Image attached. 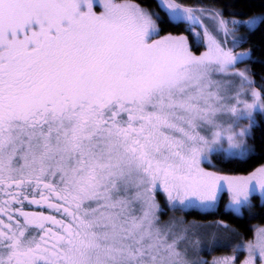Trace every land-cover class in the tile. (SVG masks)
<instances>
[{
	"label": "snow or ice",
	"instance_id": "snow-or-ice-1",
	"mask_svg": "<svg viewBox=\"0 0 264 264\" xmlns=\"http://www.w3.org/2000/svg\"><path fill=\"white\" fill-rule=\"evenodd\" d=\"M158 7L190 33L207 16L223 41L203 27L196 55L183 34L154 39L163 18L133 0H0V264H207L191 258L189 227L161 220L157 195L211 206L224 182L238 211L264 194V165L201 166L214 152L247 158L264 113V92L235 70L245 53L223 46L241 22ZM241 247V264H264V227Z\"/></svg>",
	"mask_w": 264,
	"mask_h": 264
},
{
	"label": "trees",
	"instance_id": "trees-1",
	"mask_svg": "<svg viewBox=\"0 0 264 264\" xmlns=\"http://www.w3.org/2000/svg\"><path fill=\"white\" fill-rule=\"evenodd\" d=\"M148 9L151 13H159L163 20L155 18L159 35L166 33H184L188 37L189 45L194 52H200L202 43H194L190 32L186 31V22L169 23L166 11L158 7L157 0H133ZM177 3L190 6H215L226 16L248 17L259 14L257 21L249 28H245L238 46L247 47L249 53L242 62L247 63V69L253 83L264 89V0H176ZM251 138L247 140L251 154L247 158L231 157L221 153H213L211 159L216 163L220 172H245L264 161V113L257 111ZM220 200L216 206L208 209L189 208L179 214L185 220L193 219L199 222H221L223 242H237L249 238L256 224L264 223V198L259 200L258 194L250 195V203L243 206L241 213H236L223 206ZM161 217L164 218L163 214ZM219 227V226H218ZM224 227V229H223ZM225 230V231H224ZM224 231V232H223ZM204 248V247H203Z\"/></svg>",
	"mask_w": 264,
	"mask_h": 264
},
{
	"label": "rangeland",
	"instance_id": "rangeland-1",
	"mask_svg": "<svg viewBox=\"0 0 264 264\" xmlns=\"http://www.w3.org/2000/svg\"><path fill=\"white\" fill-rule=\"evenodd\" d=\"M184 6H190V5H184ZM141 7L144 8L145 10L149 11L145 7H143V6H141ZM194 7H202V8L208 9L209 10V14H211L212 12H218V13H220V15L225 20H228V21L236 20V21H240L241 22V23L236 24V25H232L231 23L228 25V27L230 29V32H229V35L227 37V42L224 43L223 46L225 48H232L234 53H245V55H243L240 58L241 62L236 64L235 70H247V75H248L249 79L251 80V76H250V74L248 72V69H247V63L246 62H242V60L247 57V55L249 53V50L245 46L244 47H239L237 45L236 47H233L232 40H233V38H235V39H237L240 42L241 38L243 37L244 31H245V29L243 27L249 28L252 25H254V23L257 21V19L259 17V14H254V15H251V16H248V17L226 16V15L222 14L220 12V9L215 7V6H207V7H205V6H194ZM95 10L99 11L100 9L96 8ZM153 19L155 20L154 17H153ZM202 19H203V26H201V27H195L194 26L193 27V31L191 32V35L193 37V41H194L195 44L200 42L198 37L195 35V33H199V36L203 37V27H207L209 29V31L212 32L213 35H217L216 32L214 31V27H215L214 21L209 19V18H207V16L202 17ZM244 21H247L248 23H243ZM186 23H187V25H186V27H187L189 22H186ZM168 34H172V35H181V34H183V35H185L184 33H177V34H175V33H166L164 35L162 34V35L156 36V37H154V39H159L160 37L168 35ZM217 39H220V40L223 41L224 37H223V33L222 32L219 35H217ZM205 50H206V40L202 43V47L200 49V52H194V51L193 52H194V54L199 55L201 52H203ZM229 79L234 80L235 83L237 85H239V78L230 77ZM245 88H249V86L245 85ZM250 89H256V90H260V91L264 92V89L262 87L259 88L254 83H252L250 85ZM245 98L249 99V101L251 99L250 95L248 97H245ZM257 111H259V110H257ZM255 119H256V116L254 114V122H255ZM248 123H249V121L247 119H243V120H241L239 122V127H247ZM224 147L227 148V143L226 142L224 144ZM221 154L226 155V154H224L222 152H221ZM208 159L209 160L211 159V154L209 155ZM213 165H214L215 169H217V165H216V163L213 160H211L210 162H207V164H206V166H208V168H211V169H214ZM262 165H264V161L261 162L260 164L256 165L252 169H250L248 171H245V172H233V173H230V172H220L219 170H217L216 173H218L219 175H224V176H247L249 173H251L256 168H258V167H260ZM253 193L258 194L259 200H262L264 198V194H262L259 189H257ZM216 205H217V203H215V202L212 203L211 206H201V205L197 204L198 208H200V209H208V208H212V207H214ZM245 205H243V206H245ZM223 206L225 208L231 209L232 211H234L236 213H241L242 208H243V206H241L238 211L236 210V206L232 203V194H230V196L227 197L226 200H224ZM163 216H164V218L161 217V220L162 221H169V220L174 221L176 226H177V230H179L182 227H189V229H190V231H189L190 239L193 240V241H198V243H196L192 247V249L190 250L191 258L194 257L195 255H197L199 253V250L202 249L203 247L212 246L214 244L227 243L226 241L223 242V243H220V242L216 243L217 241H224L225 240V235H226V234L222 235L221 226H220V224H222V223L219 222V221H217V223H216L215 221L199 222V221H196V220H193V219L185 220L184 217H182L177 212L176 213L175 212H169L167 214H163ZM260 227H264V223L263 224H256L254 226L253 233L249 237V239H247V238L244 239L245 244L248 241H252V240L255 239V229L256 228H260ZM223 229H224V227H223ZM240 241H242V240H240Z\"/></svg>",
	"mask_w": 264,
	"mask_h": 264
},
{
	"label": "flooded vegetation",
	"instance_id": "flooded-vegetation-1",
	"mask_svg": "<svg viewBox=\"0 0 264 264\" xmlns=\"http://www.w3.org/2000/svg\"><path fill=\"white\" fill-rule=\"evenodd\" d=\"M211 160L212 159H210V160L207 159V160L203 161L201 166L204 167L207 171L216 172L217 169H215L214 165H213L214 169L208 168V166H206L207 162H210ZM221 183L223 186L217 192V198L215 200V203H218L221 199L226 200V198L229 197L231 194L227 189V185L224 182H221ZM157 203L163 209L162 214H167L169 212L180 213V212H182L186 209H189V208H198L197 205L189 206V207H183V208H181V207L173 208L172 206H170L167 203L166 196L162 192L157 195ZM198 209H200V208H198ZM26 210L38 211L39 209L36 208L35 206H33L32 208H26ZM247 239H249V238H247ZM237 244H245L244 239H242V241H238V242H229V243L227 242V243H223V244H214L212 246L204 247V248L200 249L199 253L192 258L193 259H199L202 261H206L207 264H212V262L215 258H221V257L235 255V256H237L235 264H241V261H243L247 257L248 254H247V251L243 247L237 249L236 248ZM234 249H235V251H234ZM257 264H259V261L257 262Z\"/></svg>",
	"mask_w": 264,
	"mask_h": 264
}]
</instances>
